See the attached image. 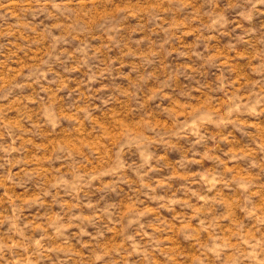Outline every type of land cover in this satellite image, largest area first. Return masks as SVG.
<instances>
[{
  "label": "rangeland",
  "instance_id": "374dc122",
  "mask_svg": "<svg viewBox=\"0 0 264 264\" xmlns=\"http://www.w3.org/2000/svg\"><path fill=\"white\" fill-rule=\"evenodd\" d=\"M0 264H264V0H0Z\"/></svg>",
  "mask_w": 264,
  "mask_h": 264
}]
</instances>
